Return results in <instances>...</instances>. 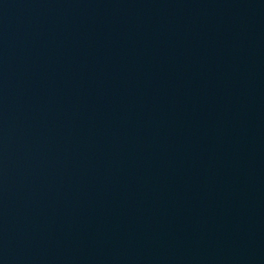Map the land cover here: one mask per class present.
<instances>
[{"label": "water", "instance_id": "1", "mask_svg": "<svg viewBox=\"0 0 264 264\" xmlns=\"http://www.w3.org/2000/svg\"><path fill=\"white\" fill-rule=\"evenodd\" d=\"M212 0H0V247Z\"/></svg>", "mask_w": 264, "mask_h": 264}]
</instances>
